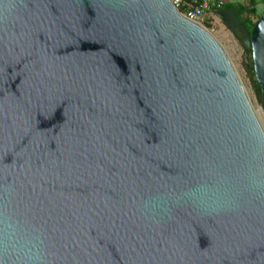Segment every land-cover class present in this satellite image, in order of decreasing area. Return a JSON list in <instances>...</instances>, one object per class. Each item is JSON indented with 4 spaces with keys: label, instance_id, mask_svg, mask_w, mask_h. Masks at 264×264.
<instances>
[{
    "label": "water",
    "instance_id": "water-1",
    "mask_svg": "<svg viewBox=\"0 0 264 264\" xmlns=\"http://www.w3.org/2000/svg\"><path fill=\"white\" fill-rule=\"evenodd\" d=\"M0 264H264V125L171 0H0Z\"/></svg>",
    "mask_w": 264,
    "mask_h": 264
},
{
    "label": "rangeland",
    "instance_id": "rangeland-1",
    "mask_svg": "<svg viewBox=\"0 0 264 264\" xmlns=\"http://www.w3.org/2000/svg\"><path fill=\"white\" fill-rule=\"evenodd\" d=\"M250 0H244L243 4L249 6ZM264 14V1L260 2L257 6V17H261ZM224 18L222 20L215 21L212 18L205 17L201 21L209 33L223 48L227 55L231 65L233 66L241 84L243 85L247 96L255 110L259 120L264 125V107L261 99L257 96L260 95L258 89L259 86L256 82L255 75L251 70L252 58L251 49L249 48V55L246 57L245 49L242 46L241 38L244 37L240 29L241 22L236 23L232 21L228 15L223 12ZM246 15H243L241 19H245ZM258 19H255L257 22ZM238 31H237V30Z\"/></svg>",
    "mask_w": 264,
    "mask_h": 264
},
{
    "label": "built area",
    "instance_id": "built-area-1",
    "mask_svg": "<svg viewBox=\"0 0 264 264\" xmlns=\"http://www.w3.org/2000/svg\"><path fill=\"white\" fill-rule=\"evenodd\" d=\"M171 2L179 11L184 8V13L180 12L198 23L205 17L209 18L213 10H221L224 5L223 0H171Z\"/></svg>",
    "mask_w": 264,
    "mask_h": 264
},
{
    "label": "trees",
    "instance_id": "trees-1",
    "mask_svg": "<svg viewBox=\"0 0 264 264\" xmlns=\"http://www.w3.org/2000/svg\"><path fill=\"white\" fill-rule=\"evenodd\" d=\"M264 0H250L249 6L244 4L233 5V4H224L221 11L228 12L232 11L236 14L237 19L241 22V25L245 28L248 33H251L255 26V19L257 17V6ZM184 13V8L180 9ZM243 15H246L245 19H241ZM260 93V88L258 89ZM261 94V93H260Z\"/></svg>",
    "mask_w": 264,
    "mask_h": 264
},
{
    "label": "crops",
    "instance_id": "crops-1",
    "mask_svg": "<svg viewBox=\"0 0 264 264\" xmlns=\"http://www.w3.org/2000/svg\"><path fill=\"white\" fill-rule=\"evenodd\" d=\"M223 1H224V4L239 5V4H243V1L244 0H223ZM223 12L224 11H221V10H213L212 13L209 15V18H212L215 21L225 19L224 18V15H223ZM224 13L226 15H228V17H230V19L232 21H235L234 20V17L230 16V14L228 12H224ZM234 16L236 17V14L235 13H234Z\"/></svg>",
    "mask_w": 264,
    "mask_h": 264
},
{
    "label": "flooded vegetation",
    "instance_id": "flooded-vegetation-1",
    "mask_svg": "<svg viewBox=\"0 0 264 264\" xmlns=\"http://www.w3.org/2000/svg\"><path fill=\"white\" fill-rule=\"evenodd\" d=\"M228 13L230 14V16H234V12H232V11H228ZM237 30V29H236ZM238 31V30H237Z\"/></svg>",
    "mask_w": 264,
    "mask_h": 264
},
{
    "label": "bare ground",
    "instance_id": "bare-ground-1",
    "mask_svg": "<svg viewBox=\"0 0 264 264\" xmlns=\"http://www.w3.org/2000/svg\"><path fill=\"white\" fill-rule=\"evenodd\" d=\"M199 25H201L200 23H198ZM201 26H203V25H201ZM204 27V26H203Z\"/></svg>",
    "mask_w": 264,
    "mask_h": 264
}]
</instances>
